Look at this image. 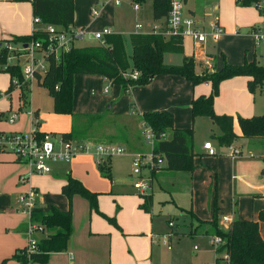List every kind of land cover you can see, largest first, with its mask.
<instances>
[{"label":"rangeland","instance_id":"374dc122","mask_svg":"<svg viewBox=\"0 0 264 264\" xmlns=\"http://www.w3.org/2000/svg\"><path fill=\"white\" fill-rule=\"evenodd\" d=\"M13 2V0H9ZM91 0H77L78 8V21H87L88 29L90 32L101 31L103 28L100 26L102 23H106L105 27H111L113 31H126L129 32L133 29V25L137 20L145 22V28L143 33L149 32L148 26L152 20V10H149L148 5H152V0H146L141 4L142 11H135L133 3H129V0H118L116 4L114 0L110 3L105 1L107 9L105 13H102L98 18H94L90 12ZM0 19L5 25L7 18L13 12V8L9 7L8 1L0 3ZM13 4V3H11ZM185 9H191L194 11V17L199 26L204 31H209V25L212 22L218 21V23L225 28V33L217 41H213L208 37L203 50V57L206 61L207 57H212V65L215 69H219L225 62L230 64H243L254 61L256 64L264 67V39L256 43L255 39L251 36L250 30L260 28L264 31V0L260 4L262 7V14L259 13L255 4L240 6L236 0H185ZM105 15V18L103 19ZM103 19V20H102ZM35 24L34 30L41 29V23ZM123 34V33H122ZM132 34V33H131ZM12 38V37H11ZM8 38V39H11ZM125 40V49L127 53H130L131 47L128 42V38L123 37ZM6 40V39H4ZM98 43L99 41L93 36L86 35L83 39L75 40L74 44L80 46L87 43ZM5 44V43H4ZM11 47L15 49L10 52L14 55H21V58L26 57V50H22L21 43L9 42ZM193 46L187 38L184 39V51L187 53L192 51ZM8 51V50H7ZM9 53V54H10ZM183 53V52H182ZM8 55V53H7ZM194 65V71L200 73L203 68ZM207 68V67H206ZM126 71L125 74H128ZM9 76L6 72H0V85H9ZM106 82L95 74H76L74 75L73 83V111L76 108L78 112L75 113H104L109 109L108 96L104 95L103 87ZM118 84V83H116ZM120 85V84H119ZM5 88L4 91H6ZM3 91V92H4ZM2 92L0 95V107L4 109L5 116L18 108H21V115L19 120L25 126L23 133L30 132L34 125L32 123V116L29 113L37 110L40 112L39 121L43 127L42 132L59 137L58 128L60 127L61 120L56 119L58 114L53 111V101L47 90L40 86L37 81L31 79L30 90L27 93V103L23 104L20 97V87L16 86L12 89L11 93L5 95ZM251 116H257L264 114V80L261 86H257L253 92V99L250 105ZM110 110V109H109ZM41 114H44L42 116ZM57 114V115H56ZM51 115V118H49ZM56 115V116H54ZM134 116V115H133ZM1 118V117H0ZM135 123L130 118H123L117 122L120 124H126L132 126L127 131L128 133H137L141 135L142 121L138 120L139 116L135 115ZM138 118V119H137ZM3 124H9L3 117L0 119V126ZM45 130V131H44ZM194 149L195 154L193 157V165L195 169L190 173L188 171H169L164 168L165 159L161 165V169L152 175L150 170L142 169L143 179L148 180L149 189L145 193L139 192L134 189V183L141 180L140 176L132 175V163L134 160L133 154L129 152L133 151L124 141H116L114 144L125 145L126 152L121 154L111 155H99L95 149H90L87 152H81L77 154L72 162L76 159V165L79 172H84V178L87 182L88 189L82 182L83 186L89 191L95 193L98 197H102L101 204L107 211L110 209H117L118 202L115 203L116 198L124 199L126 206L135 201V194L140 199L141 194H150L152 196V202L150 205L151 212L148 213L146 219L141 216L139 219V226L143 227L151 240L141 239L138 237H120L119 239H112V244L116 252H114L115 262L114 264H211L214 262L216 256L215 247L212 243L213 229L210 227L209 222L212 221V200L216 196L220 209L217 212L218 226L222 230H226L230 225L229 223L222 222V217L231 214L233 212L234 219H254L259 220V212L264 209V191L261 192H248L247 187L238 186L236 189L234 186V164L233 159L229 154L228 146H220L218 141L211 138L212 133L218 132L219 129L207 117L197 118L194 126ZM18 132V131H15ZM106 134H116L115 128L109 126V128L103 129ZM0 133H9L0 132ZM142 136V135H141ZM92 139L95 137H91ZM211 142L216 149V154L205 155L199 152V145L205 140ZM75 141V140H74ZM134 146H138L139 143H135L131 140ZM244 147L243 153L257 154L259 148L257 146L249 145ZM253 144V143H252ZM238 147V144H229ZM134 148V147H133ZM2 149V148H1ZM0 153L12 154V152L5 150ZM142 152L147 149L143 148ZM250 150V151H249ZM128 152V153H127ZM111 160V174L112 177H106L98 170L97 163L104 162L107 159ZM71 163V162H70ZM69 162H57L52 163L55 168L61 165L62 168L67 167ZM241 171H238V175L243 174V178H252L250 176L252 167L249 163H241ZM155 172V171H153ZM36 176H41V174ZM25 173L22 176H18L17 183L19 185H25L26 188L30 186L29 182L25 179ZM39 182L46 181L45 178H37ZM240 181V180H239ZM238 181V182H239ZM32 183V181H31ZM40 190H42L40 188ZM112 191V192H111ZM60 195L63 200L68 203V197L62 193L61 188L57 194ZM61 198V199H62ZM74 201V213L77 229L74 232V244L79 247L87 246L90 242V248L99 251L102 254V260L106 256V261L109 258L110 250V233L107 235H99V237L91 234L89 224L91 219L95 221L96 216L103 222L104 226H113L105 216L101 213L91 210L88 199L80 193H74L72 200ZM0 206L5 205V198L0 196ZM45 192L42 199H39L31 210L36 208L44 211H48L46 206ZM142 202V201H141ZM140 204V203H139ZM47 207V208H46ZM8 209V208H5ZM233 210V211H232ZM107 217L114 218V215H108ZM131 212L128 211L123 220L126 223V227L131 229L129 220ZM169 221H172L173 226H169ZM204 221L205 223H201ZM85 222L86 226L81 224ZM262 222L263 221H260ZM37 227H42L41 224L33 222ZM103 226V225H100ZM95 223V227H100ZM94 227V226H93ZM36 231L38 234L42 233ZM36 231L34 233H36ZM109 234V235H108ZM33 237L38 240L35 234ZM93 238H95L93 240ZM28 243V241H27ZM26 243V245H27ZM75 254L74 251H72ZM222 251L219 252V255ZM93 258H96L93 256ZM29 264H45L40 262H33ZM103 264V263H102ZM218 264H227L223 259L219 260Z\"/></svg>","mask_w":264,"mask_h":264},{"label":"trees","instance_id":"16d2710c","mask_svg":"<svg viewBox=\"0 0 264 264\" xmlns=\"http://www.w3.org/2000/svg\"><path fill=\"white\" fill-rule=\"evenodd\" d=\"M30 1L33 17H39L41 24H53L64 28H72L75 19L74 0H13ZM142 4L146 0H132ZM240 6L255 4L262 14L260 4L263 0H236ZM170 9V0H152V17L155 21H164ZM40 39L42 44H48V34L42 28L34 30L31 34L15 35L11 39L0 40V72H6L10 76L8 92L16 87L15 79L20 84V97L24 105L27 102V93L31 82L24 80L19 63L9 64L4 67L7 58V49L4 43H27ZM131 47L130 53L126 52L125 40L121 34L110 33L104 36V43L88 46H76L74 42L68 50L60 53L58 58L54 53L46 57L47 67L44 72H36L34 79L43 86L53 101V111L58 114H67L72 117L70 131L61 133L63 140L87 141L95 144H113L116 141H124L131 149L138 148L131 142L142 144L141 135L128 133L130 127L117 121L130 118L135 123L133 115H113L108 109L104 113L89 114L75 113L73 111V83L76 74L101 75L112 83L121 85L123 92H127L133 86H146L151 83L153 77L159 74H179L187 78L193 85L210 83L211 91L208 95H201L191 102V112L194 117H207L217 126L219 134L216 136L220 145H229L238 139H250L252 141H264V114L242 117L237 121L241 135L233 131V117L228 114H216L213 108L215 97L219 93L221 81L234 77L246 76L247 88L251 93L257 86H261L264 80V67L254 61L243 64H230L225 62L219 69L203 68L201 72L194 71L195 61L193 57H183L181 64H166L163 55L166 52L181 53L183 51L182 38L173 36L165 38L158 33H132L128 36ZM137 71L136 78L126 75ZM128 73V74H129ZM3 114L0 112V117ZM33 115L38 119L37 112ZM138 119V118H137ZM150 126L155 135L154 152L161 154L165 159V168L169 171H188L195 169L193 157L195 152L193 144V128H174L173 115L169 111H146L139 119ZM36 123L35 132L43 137L44 132L38 129ZM109 126L115 128L116 134H106L103 131ZM1 134V133H0ZM164 134L165 136H161ZM95 137V138H91ZM255 143V142H253ZM256 144V143H255ZM134 147V148H133ZM263 162L261 174L264 175V155L260 157ZM110 160L98 162V170L102 175L111 178ZM153 173V171H152ZM66 182L61 191L70 198L74 193L85 196L91 208L98 211L97 195L83 186V184L66 175ZM143 202L140 208L149 212L152 202L150 194H141ZM220 209L217 197L212 200V221L209 222L213 234L224 237L222 246L228 254V264H264V238L259 232V220H264V210L259 212V220L234 219L226 230L218 226L217 212ZM105 216L111 223L116 224L114 218ZM31 222L41 224L47 231L46 237L37 241L35 251L25 252V247L16 251L12 258L19 264L33 262L45 263L50 253L67 249L68 241L72 233L71 209L61 211L52 206L49 211L34 210L30 212ZM205 223L204 221H200ZM0 264H4L1 262Z\"/></svg>","mask_w":264,"mask_h":264},{"label":"crops","instance_id":"0c3cea01","mask_svg":"<svg viewBox=\"0 0 264 264\" xmlns=\"http://www.w3.org/2000/svg\"><path fill=\"white\" fill-rule=\"evenodd\" d=\"M5 1H8L10 3L7 5L13 8V12L10 15V17L5 20V22L8 21L7 24L4 25L2 23V19H0V40L8 39L15 35L31 34L35 29L34 27L35 24H33L34 22H33L31 2L30 1L11 2L9 0H0V3H4ZM111 1L112 0H109L107 2V5ZM114 2H116V4L119 3L118 0H114ZM129 3H133V6L135 7L137 5V8L134 7L135 11H138V12L142 11L141 4H137L133 2L132 0H129ZM89 4H91L89 8V12L92 7L98 10V14L96 16H93L90 12V14L94 18H98L99 16H101L102 13H105L107 9V5L105 4V1L103 0H91ZM148 7H149V10H152L151 2H150V5H148ZM74 9H75V19H74L72 28L83 30L85 32V35L83 38H85L87 34L90 35V37H92L93 35H92V32L89 31L90 29H88L87 21L77 20L78 19L77 0H74ZM143 11L146 12L145 10ZM143 11H142V18H144ZM186 11L188 14H191L194 17V11H192L191 9H188V10L186 9ZM104 18H105V15L103 19ZM147 22H150V25L148 26V28L151 31L153 24L156 22L153 18L152 20L147 21ZM138 23H140L142 26L141 31L136 30L135 25ZM105 24L106 23H102L100 26L103 29L108 28L111 31V33H118L126 38H128V36L131 33H137V32L143 33V30L145 28V22H143L142 20H137V22L133 25V29H131V31L129 32L113 31L111 27H105L107 26ZM41 26H42L41 28H43V25ZM224 33L225 31L220 37H222ZM251 36L254 38L252 34ZM83 38H80V39H83ZM185 38L188 39L190 46L191 45L193 46L192 51L188 53L184 51V39ZM207 40L202 43H196L190 37L182 38V44H183L182 52L183 53L182 52L181 53H171V52L164 53L163 55L164 63L178 65L182 63L183 57H193L195 63L197 64V67L195 68L197 72H198V67L203 68L206 66L207 68L211 70L215 69L212 65V57L211 56L209 58L207 57L206 61L203 57V54H204L203 50H204ZM98 43L91 42V43L83 44L80 46L95 45ZM256 43L258 42L256 41ZM98 76L102 79V81L106 82V84L103 87V93L104 95L108 96L107 100L109 101L108 106H109L111 114L124 115V116H127V115L140 116L143 112H146V111L166 110V111L171 112L173 115V127L179 128V129L193 128L196 119L200 117L193 118L192 112H191V102L195 98L201 95H208L211 91L210 83L205 82V83H199V84L193 85L190 80H188L187 78L179 74L155 75L150 84L146 86H133L127 92H123L121 85L112 83L111 81H109L108 79L104 78L101 75H98ZM247 80L248 78L246 76L241 75V76H234V77L221 81L219 84V93L215 97L214 104H213V108L216 114H228L233 117V131L239 136L241 135V130H240V127L237 121V117L238 116L251 117V115L253 114V113H250V109H251L250 105L253 99V93H251L249 89L247 88ZM9 85H10V81H9ZM9 85L8 86L0 85V95H2V92L5 90V88H7L8 90ZM7 90L3 92L5 95H8L9 93H11V91L8 92ZM3 110L4 109L0 107L1 113H5ZM14 112H17L18 116L13 122H10L8 118L10 114ZM33 112H37L38 122H39L38 129L39 131L42 132L43 127L41 126V121H39L40 112H38L37 110H34ZM74 112H78V110L75 108ZM89 114H97V112L95 111V113H89ZM20 115H21V108L19 107L18 110H15L5 116H1V118L4 117L9 124H3L2 126H0V132L8 131L10 133V132L18 131L20 133H23L21 130H24L25 126L22 124L21 120H19ZM41 115L44 116V114H41ZM49 118H51V115H49ZM56 119L61 120V123H62L60 127L58 128L59 137L61 133H65L71 130L72 117L70 115H67V114L57 115ZM32 123H33V119H32ZM218 134H219L218 132L212 133L211 138H215L214 140L216 141L217 140L216 136ZM209 141H211V139H209ZM141 142L142 144L140 148L132 149L133 151L132 152L130 151L129 154L130 153L133 154L136 151L144 150L143 148L147 149V146L144 144V140L142 137H141ZM205 142L201 143L198 149H199V152H201L202 154L208 155L207 151L203 148V144ZM238 142H240V145L237 148L241 150V157L233 159L235 188L237 189L238 186L241 187L244 185L245 187H247L248 192L264 191V175L261 174V168L263 166V162L260 159V157L264 155V141H261V142L259 141V143H257V141H253L256 144L253 142L252 144L250 142L249 145L257 146L259 148V151H257L259 153L257 154H249V153L244 154L243 153V151L245 150L244 147L248 146L249 140L240 138L236 142H234V144L236 145L238 144ZM193 144H194V133H193ZM116 145H119V144H116ZM122 146L126 147L125 145H122ZM220 146H227V145H220ZM1 150L5 151L3 149ZM72 159L69 161L52 162L53 164L57 162H67V163L71 162V163L65 168H62L61 165L55 168V166L51 164L50 173L41 174V176L40 175L36 176V174H33V172H31L29 166L23 162L18 161L14 154L13 155L10 153L8 154V152L0 153V196L1 197L3 196L6 199L5 205L3 207L0 206V263L3 262L4 264H19L17 260L12 258V255L16 251L26 246V243L28 241L27 230H28V226L31 220H30V213L22 210L21 206L17 202V199L20 195L29 192L31 189H34L35 191L38 192V198L36 199V202H38L39 199H42L43 193L45 192V197L47 199L46 206H48V211L50 210L52 206L56 207L57 209L61 211H65L69 209L70 207L71 213H72V233L68 241L67 249L64 251H60V252L50 253L49 258L45 262V264H102V263L103 264H114L115 262L114 252H116V250L114 249V246L112 244V239L114 238L119 239L120 237H125L127 239H129L130 237H138L141 239H146L147 241L151 240L149 233H147L144 229H141L143 227L139 226V221H138L139 219H141V216L144 217V219H146L148 213L151 212V208L149 212L141 209L140 204L143 202V198L139 195L140 197L139 199L137 198L135 194H132V196L135 197V201L131 202L127 206L125 204L124 199L116 198L117 201H115V203L118 202V205H117L118 208L117 209L113 208L107 211L103 208L101 204L102 197L97 196L98 211H96L93 208H90L91 210H94V212H97V213L98 212L103 213V214L107 213L108 215L115 216V222L117 225L114 224L113 226H104L103 222H100L99 220L100 218L98 216H96L97 218H95V221H93L94 218H92L91 223L89 224L90 235L91 234L95 235L96 236L95 238L99 237V235H107V233H110L111 240H110V250H109L108 261H106V256L104 257V261H103L101 259L102 254L99 251L90 248V245H91L90 242H88V244H86L87 246L85 247H79L78 245H76V243L74 244V232L77 229V224L74 220L75 219V213H74L75 199L73 198L72 200V197H71L69 200L68 198V203H67L65 200H63V198L60 195L58 196L57 194L60 191V188H62V186L65 184L66 182L65 178L67 174H70L72 177L82 182L88 189L91 190V188L87 186L88 184L85 181L84 172H79L77 169L76 161L78 160L75 159L72 162ZM241 163H249L250 166L252 167V170L250 173V176L252 177L251 179L243 178V174H241V176L238 175V171H241L240 169ZM109 164L111 168V160ZM161 168L162 167L160 166L159 168L153 170L155 172H153L152 175H155V173L158 172ZM164 168H165V165H164ZM23 173H25V175L23 176H25V179L30 184L28 188H26L25 185H19L17 183L18 176L19 175L22 176ZM40 177H43L46 179V181L43 182L45 184H42V182H39L37 180V178H40ZM111 177H112V174H111ZM40 188L42 190H40ZM2 201L3 200H0V202ZM36 202L35 204H37ZM5 208H8V209H5ZM36 210L44 211L38 208H36ZM128 211L131 212V217L129 218L130 221L126 219V222H129L128 224L131 229H128L126 227V223L124 221L125 219L123 220L124 215ZM44 212H47V211H44ZM233 212H231V214L228 215V216H231L232 221L234 220ZM260 221H263V223L259 222V232L261 236L264 238V220H260ZM95 223L99 226L100 225H103V226L95 227ZM81 226L85 227L86 223L83 222ZM40 231L42 232L40 234H38L37 231L36 233H34L36 237L38 238V240L40 238L46 237L47 235V231L45 229H42ZM95 238H93V240ZM72 251H74L75 254H73ZM93 256L96 258H93ZM143 264H147V263L144 262Z\"/></svg>","mask_w":264,"mask_h":264},{"label":"built area","instance_id":"2783aa9c","mask_svg":"<svg viewBox=\"0 0 264 264\" xmlns=\"http://www.w3.org/2000/svg\"><path fill=\"white\" fill-rule=\"evenodd\" d=\"M185 0H170V9L164 19V21H155L151 31L149 33H158L165 38L173 36H179L181 38L190 37L196 43H202L210 37L213 41L219 39L223 34L224 28L216 21L209 25V31H204L199 26V23L195 18L188 14L185 7ZM137 8V5L136 7ZM93 16L98 14V10L94 7L90 9ZM34 23H41L39 17H33ZM43 30L48 34V44L44 46L40 39L32 40L30 42L22 44L20 47L22 50H26V57L21 58V55H14L10 52L14 51L9 43H5L4 46L8 50L6 63L4 67L9 64L19 63L21 74L24 80L31 82L36 72H44L47 67L46 57L54 53L58 58L60 53L64 50H68L72 43L80 38H83L85 32L81 29L64 28L53 24H42ZM137 31H141L142 26L140 23L135 25ZM111 31L108 28H104L101 31L93 32L92 35L99 43H104V36L110 34ZM250 33L254 36L255 40L259 42L264 39V31L260 28H252ZM10 53V54H9ZM132 78H136L139 73L133 71L129 74ZM16 86L20 84L15 79ZM106 91V89H105ZM33 119L34 127L28 133L10 132L0 134V147L2 149L12 152L18 161L25 163L29 166L31 172L38 174H47L51 172V164L56 161H69L75 155L95 149L99 155H111V154H123L127 150L122 145L116 144H95L87 141H74L63 140L61 137H55L51 134L45 133L43 137L38 136L35 132V126L38 122L33 115V112H29ZM18 116L17 112L10 114L8 120L13 122ZM141 137L144 140V144L147 146L145 152L136 151L133 153V167L132 175L140 176L141 180L134 183V188L141 193H145L149 189V182L142 177V169L146 168L150 170V173L159 168L164 157L161 154L154 152L155 135L146 124H142ZM161 136H165L161 134ZM229 148V154L234 158L241 157V150L234 145H227ZM203 148L208 154H216V149L212 145L211 141H206L203 144ZM38 198V192L31 189L29 192L22 194L18 197L17 202L21 206L22 210L30 213L34 207L36 199ZM222 222L231 223V216L225 215L222 217ZM169 226H173L172 221H169ZM36 228L42 230L43 227H37L33 222L29 223L27 234L28 243L25 246V252L35 251L37 249V240L33 237ZM39 230V231H40ZM212 243L215 247L216 258L211 264H218L220 259L228 264V254L222 246L225 243L224 237L213 234ZM222 254L219 255V252Z\"/></svg>","mask_w":264,"mask_h":264}]
</instances>
